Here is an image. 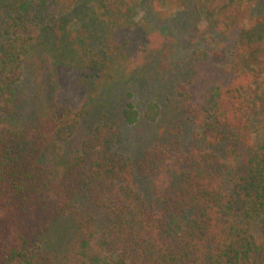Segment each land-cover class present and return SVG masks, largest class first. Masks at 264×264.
I'll return each instance as SVG.
<instances>
[{"label": "trees", "instance_id": "obj_1", "mask_svg": "<svg viewBox=\"0 0 264 264\" xmlns=\"http://www.w3.org/2000/svg\"><path fill=\"white\" fill-rule=\"evenodd\" d=\"M190 1L0 0V264H264V67L195 84Z\"/></svg>", "mask_w": 264, "mask_h": 264}, {"label": "rangeland", "instance_id": "obj_2", "mask_svg": "<svg viewBox=\"0 0 264 264\" xmlns=\"http://www.w3.org/2000/svg\"><path fill=\"white\" fill-rule=\"evenodd\" d=\"M226 1L229 4L228 7L221 12L219 17H216V15L210 13L207 6L199 5L198 1L191 0L190 2H192L193 5H195V3L199 5L200 20L196 19L194 21V24L189 27L190 30L188 33H185L184 30L175 31L176 35L180 36L182 44L188 39L187 35H192V39L189 41L191 45L190 51H194L200 46L197 51L201 56L202 54L200 52H203V49L210 52L211 55L213 54V60L210 59L194 64L195 73L192 78L197 85L216 84L226 89L233 74L248 72V67H246L248 59L258 60L259 66L264 67V0ZM178 2L179 1H177L176 4H179ZM161 3V8L164 10L163 12H168L163 1ZM155 4L160 8L161 5L158 1L155 2ZM69 27L71 29L74 28L72 25H69ZM214 33L219 34L218 37L221 35V37L224 38L213 41L212 36H214ZM213 43H217L218 46L213 47ZM229 44L232 46L231 50L233 51V55L231 56L228 52ZM186 52H188L187 49L182 52L179 62L177 61L178 64L175 65L176 68H181L184 63L190 61V57L192 56L187 55L188 53ZM222 55L224 57H222ZM230 72L234 73L231 74ZM69 77H72V75ZM133 79L135 83L140 81L139 77H137V73H124V77H120L119 81L121 82L119 85L122 91L125 90L127 83H131ZM154 79L156 80V78ZM149 84L151 86L152 83ZM143 88L148 89L144 86ZM150 91L152 92V89H150ZM168 94L170 95V100L167 102L164 100L162 105H165V108L162 107L163 113L158 121L161 120L164 122L166 117H173L172 119L169 118L170 122H167L169 125H160V123L158 124L157 122L156 125L151 124V127L145 132L146 135L150 133L152 134L151 136L155 135V141L167 139L166 137L172 136L176 128L182 129V132L184 131L183 138H187L188 132L192 129L189 123L184 119L183 110L181 108L179 109V106L177 107L179 104L178 99L171 91ZM138 98H140V95H138ZM168 102H172L171 104H174L173 107H170L171 104ZM140 111H142V109H140ZM251 128L255 139L262 137V133L258 129V125L254 118L252 119ZM138 133L140 132L132 130L131 137H136Z\"/></svg>", "mask_w": 264, "mask_h": 264}]
</instances>
